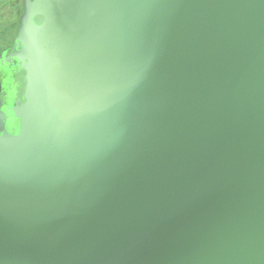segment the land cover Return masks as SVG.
I'll return each mask as SVG.
<instances>
[{
	"label": "water",
	"instance_id": "1",
	"mask_svg": "<svg viewBox=\"0 0 264 264\" xmlns=\"http://www.w3.org/2000/svg\"><path fill=\"white\" fill-rule=\"evenodd\" d=\"M10 60L0 264H264V0H24Z\"/></svg>",
	"mask_w": 264,
	"mask_h": 264
},
{
	"label": "flooded vegetation",
	"instance_id": "2",
	"mask_svg": "<svg viewBox=\"0 0 264 264\" xmlns=\"http://www.w3.org/2000/svg\"><path fill=\"white\" fill-rule=\"evenodd\" d=\"M23 7L24 0H0V56H3L14 42ZM12 19L15 20L14 27L9 26L5 29L1 27L4 23L11 22ZM14 66L15 60L0 63V100L5 107L10 105L9 97L13 94L17 82Z\"/></svg>",
	"mask_w": 264,
	"mask_h": 264
},
{
	"label": "rangeland",
	"instance_id": "3",
	"mask_svg": "<svg viewBox=\"0 0 264 264\" xmlns=\"http://www.w3.org/2000/svg\"><path fill=\"white\" fill-rule=\"evenodd\" d=\"M14 25H15V20L12 19L11 22L4 23L1 27H3L5 29V28H8L10 26L12 28V26L14 27Z\"/></svg>",
	"mask_w": 264,
	"mask_h": 264
},
{
	"label": "bare ground",
	"instance_id": "4",
	"mask_svg": "<svg viewBox=\"0 0 264 264\" xmlns=\"http://www.w3.org/2000/svg\"><path fill=\"white\" fill-rule=\"evenodd\" d=\"M21 10V9H20ZM22 11V10H21Z\"/></svg>",
	"mask_w": 264,
	"mask_h": 264
}]
</instances>
